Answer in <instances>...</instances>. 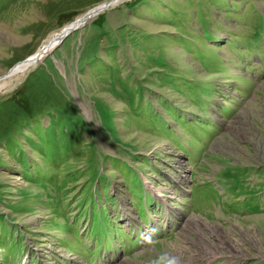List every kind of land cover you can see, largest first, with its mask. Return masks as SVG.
I'll list each match as a JSON object with an SVG mask.
<instances>
[{
	"label": "rangeland",
	"instance_id": "1",
	"mask_svg": "<svg viewBox=\"0 0 264 264\" xmlns=\"http://www.w3.org/2000/svg\"><path fill=\"white\" fill-rule=\"evenodd\" d=\"M113 1L0 0V81ZM165 256L264 264V0H126L0 93V264Z\"/></svg>",
	"mask_w": 264,
	"mask_h": 264
},
{
	"label": "bare ground",
	"instance_id": "2",
	"mask_svg": "<svg viewBox=\"0 0 264 264\" xmlns=\"http://www.w3.org/2000/svg\"><path fill=\"white\" fill-rule=\"evenodd\" d=\"M124 1H126V0H115L112 3L108 2L107 4H104V5L99 6L98 8H96L94 10L89 11L85 15L79 17L78 20H76L74 22L75 24L73 23L75 25L74 27H77V28L82 27L85 23H87L88 21H90L94 17L95 13H101L103 10H106L108 7L113 6L115 4L122 3ZM68 30H69V28L66 30V32ZM59 43H60V41L58 43H56L55 40L48 41L47 43H45L41 47V49L35 55H33L31 58H29L24 63L22 62L21 64L17 65L13 69L12 72H10L8 75L5 76V78H3L4 80L0 81V93L8 86L9 83H11V85H12L14 81H18L28 71H30L32 68L37 66L40 63V61L43 59V57H45L50 51H52L55 48V46H57ZM203 252H204L203 256H207L208 254H211V255L215 254V252L208 250L206 248H204Z\"/></svg>",
	"mask_w": 264,
	"mask_h": 264
},
{
	"label": "trees",
	"instance_id": "3",
	"mask_svg": "<svg viewBox=\"0 0 264 264\" xmlns=\"http://www.w3.org/2000/svg\"><path fill=\"white\" fill-rule=\"evenodd\" d=\"M41 99V98H40ZM50 109V108H47ZM26 110V109H24ZM31 115L26 111H21L20 109L16 112H13L9 116V121L16 129H22L23 126L27 123ZM137 241V240H136Z\"/></svg>",
	"mask_w": 264,
	"mask_h": 264
},
{
	"label": "clouds",
	"instance_id": "4",
	"mask_svg": "<svg viewBox=\"0 0 264 264\" xmlns=\"http://www.w3.org/2000/svg\"><path fill=\"white\" fill-rule=\"evenodd\" d=\"M152 264H179V260L176 257L165 256L162 260L152 261Z\"/></svg>",
	"mask_w": 264,
	"mask_h": 264
},
{
	"label": "water",
	"instance_id": "5",
	"mask_svg": "<svg viewBox=\"0 0 264 264\" xmlns=\"http://www.w3.org/2000/svg\"><path fill=\"white\" fill-rule=\"evenodd\" d=\"M76 29H78L77 27H73V28H71V29H69L63 36H62V38H61V40H60V43L57 45V46H55V48L56 47H58L59 45H61L64 41H65V39L73 32V31H75ZM29 59V57L28 58H26V59H24V60H22V61H20V62H25V61H27ZM19 63V62H18ZM12 69V68H11ZM10 69V70H11Z\"/></svg>",
	"mask_w": 264,
	"mask_h": 264
}]
</instances>
